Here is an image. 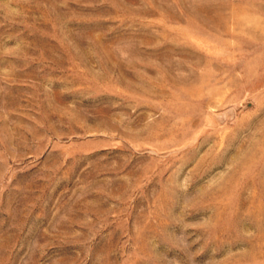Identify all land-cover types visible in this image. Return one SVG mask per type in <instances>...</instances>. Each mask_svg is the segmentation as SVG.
Returning <instances> with one entry per match:
<instances>
[{
	"label": "rangeland",
	"instance_id": "374dc122",
	"mask_svg": "<svg viewBox=\"0 0 264 264\" xmlns=\"http://www.w3.org/2000/svg\"><path fill=\"white\" fill-rule=\"evenodd\" d=\"M0 264H264V0H0Z\"/></svg>",
	"mask_w": 264,
	"mask_h": 264
}]
</instances>
